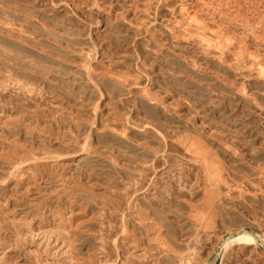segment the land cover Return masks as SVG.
<instances>
[{
    "label": "rangeland",
    "instance_id": "rangeland-1",
    "mask_svg": "<svg viewBox=\"0 0 264 264\" xmlns=\"http://www.w3.org/2000/svg\"><path fill=\"white\" fill-rule=\"evenodd\" d=\"M241 230L264 240V0H0V264H264L215 255Z\"/></svg>",
    "mask_w": 264,
    "mask_h": 264
},
{
    "label": "bare ground",
    "instance_id": "bare-ground-1",
    "mask_svg": "<svg viewBox=\"0 0 264 264\" xmlns=\"http://www.w3.org/2000/svg\"><path fill=\"white\" fill-rule=\"evenodd\" d=\"M237 242H243V243H247V244H256L259 242V246L261 247V249L264 251V240L258 235V240H256L251 234H249L247 231H240L237 232L233 237L226 239V240H222L217 247L219 246V251H222V249H226L230 244ZM224 244V247H222ZM80 264V263H79Z\"/></svg>",
    "mask_w": 264,
    "mask_h": 264
},
{
    "label": "water",
    "instance_id": "water-1",
    "mask_svg": "<svg viewBox=\"0 0 264 264\" xmlns=\"http://www.w3.org/2000/svg\"><path fill=\"white\" fill-rule=\"evenodd\" d=\"M241 231H242V230H241ZM239 232H240V231H239ZM248 233L251 234L256 240H258V236H257L255 233H253V232H251V231H248ZM235 234H236V233H235ZM235 234H232V235H229V236L225 237L224 240L233 237ZM258 245H259V242H258ZM218 253H219V246H218V247L216 248V250H215V255L217 256Z\"/></svg>",
    "mask_w": 264,
    "mask_h": 264
}]
</instances>
